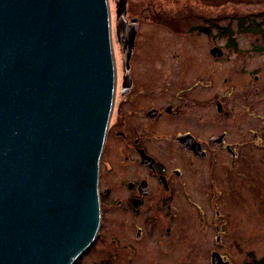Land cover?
<instances>
[{"label":"flooded vegetation","instance_id":"obj_1","mask_svg":"<svg viewBox=\"0 0 264 264\" xmlns=\"http://www.w3.org/2000/svg\"><path fill=\"white\" fill-rule=\"evenodd\" d=\"M143 15L127 11L126 27L136 26L137 35L133 52L125 55L112 12L117 80L100 162L101 227L76 264L88 256H105L92 264H139L142 256H211L212 264L214 253L222 255L221 172L247 165L264 150V114L256 112L257 97L264 95V60L258 61L264 46L239 44L228 28L226 44H220L221 30L209 43L214 30L202 25L210 19L198 13L201 24H194L189 22L193 14H181L186 28L175 30L176 37L205 38V55L199 53L201 62L195 65L191 55L177 52L171 69L162 72L152 64L159 61L157 47L152 58L140 62V43L151 25ZM203 61L212 63L211 70ZM208 232L219 247H208ZM192 234L200 235L195 239L207 246L205 251H173L174 245L192 242Z\"/></svg>","mask_w":264,"mask_h":264},{"label":"water","instance_id":"obj_2","mask_svg":"<svg viewBox=\"0 0 264 264\" xmlns=\"http://www.w3.org/2000/svg\"><path fill=\"white\" fill-rule=\"evenodd\" d=\"M127 4H116L125 55L137 35ZM111 21L109 0H0V264H76L97 239Z\"/></svg>","mask_w":264,"mask_h":264},{"label":"rangeland","instance_id":"obj_3","mask_svg":"<svg viewBox=\"0 0 264 264\" xmlns=\"http://www.w3.org/2000/svg\"><path fill=\"white\" fill-rule=\"evenodd\" d=\"M109 2L111 12L116 16L115 0ZM127 11L130 16L144 14L149 19L146 23L151 25L145 27L146 34L140 43L141 51L143 50L140 62L152 58L157 47L155 60L159 61H151L153 65L161 66L162 72L171 69L173 55L177 52L183 57L191 55L195 58V65L201 62L199 53L205 55L208 45L205 38L189 40L176 37L175 30L186 28L182 22L184 16H180L181 14H193L195 20L189 22L194 24H201L195 15L198 13L210 19L207 25H202L208 31L214 30V38L211 37L209 43L216 39L218 30L225 32L228 28L234 31L239 44L264 46V0H128ZM157 18L164 19L159 22ZM223 34L220 44L228 41V33ZM262 60L264 55H258V61ZM202 65L209 66L210 70L212 68V63L208 65L207 61H203ZM257 99L256 112L264 114V95ZM261 124L263 126L264 121ZM256 153L247 165L240 163L238 167H233L234 170L224 167L221 172V246L216 245L215 239L208 232V247H213V244L218 246L221 254L228 257L230 264H257V261L264 258V150ZM241 172L251 173L253 176L244 178ZM191 236L192 242L174 245L173 251L180 253L181 247L193 254L205 251L207 246L195 239L200 235ZM104 257L88 256L83 264H92ZM167 258L172 264H208V260L211 264V256H142V263L139 264H155Z\"/></svg>","mask_w":264,"mask_h":264},{"label":"trees","instance_id":"obj_4","mask_svg":"<svg viewBox=\"0 0 264 264\" xmlns=\"http://www.w3.org/2000/svg\"><path fill=\"white\" fill-rule=\"evenodd\" d=\"M257 264H264V258L261 259L260 261H257Z\"/></svg>","mask_w":264,"mask_h":264},{"label":"bare ground","instance_id":"obj_5","mask_svg":"<svg viewBox=\"0 0 264 264\" xmlns=\"http://www.w3.org/2000/svg\"><path fill=\"white\" fill-rule=\"evenodd\" d=\"M111 14H112V12H111Z\"/></svg>","mask_w":264,"mask_h":264}]
</instances>
